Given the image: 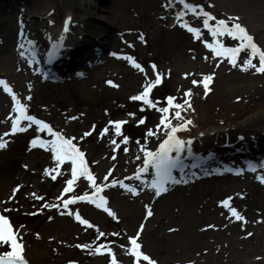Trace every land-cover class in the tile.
I'll use <instances>...</instances> for the list:
<instances>
[{
    "label": "rangeland",
    "instance_id": "rangeland-1",
    "mask_svg": "<svg viewBox=\"0 0 264 264\" xmlns=\"http://www.w3.org/2000/svg\"><path fill=\"white\" fill-rule=\"evenodd\" d=\"M139 1L145 4L144 9L148 14L154 13L157 18H165L166 33L163 37L177 47L175 52L166 53V56L161 54L165 60L160 59V55L155 58L157 54L147 51L139 43L134 44L135 48L128 47L127 56H132L141 64L150 79L155 78L150 67L152 64L157 66L162 75V83L153 89L151 98L160 101V106H166L167 96L176 97L177 103H183V93L189 89L192 91L191 108L182 113L192 124L187 131L178 134L183 140H192L191 155L186 148L181 153L183 171H173L176 179L183 177L186 182L169 184L166 186L167 192L155 197L154 192L139 181L125 179L133 176L136 168L142 166V160L136 159L143 155L139 151L140 144L145 143L146 130L159 123L160 114L146 106L145 111H139L141 103L130 101L129 97L136 94L130 90V82L116 74V66L109 64L110 67L103 73L95 67L75 68V77L80 72L78 77L58 82V92H55V87L48 89L51 95L48 102H52L50 106L33 98L30 89L24 91L23 88L16 87L21 102L27 105L28 114H35V117L49 122L54 130L61 131L66 137H75L73 142L85 153L98 184L103 182V177L112 169L108 182L121 180L138 191L137 196H132L119 186L104 190L102 195L108 200V207L116 213V220L86 202L69 205V211L78 212L82 218L96 226L86 229L75 221L74 216L61 215L62 207L59 211L56 208L40 207L43 203L60 204L57 197L65 180L69 178L70 165L65 163L61 166L64 175L58 176L55 181L50 176L43 175L45 168L54 165L49 152L41 148L30 149V141L37 135L34 125L26 132L6 137L8 143L4 149H0V214L8 216L14 229L18 230L28 264H109L110 257L106 253L89 254L87 250L75 247L76 244L96 246L100 243L109 244L119 264H131L132 258L125 255L120 246H128V237L135 235L141 223L144 224V230L138 242L142 245V251L157 261V264H213L212 261H215L222 250L232 251L227 243L231 238L242 242L243 248L247 250L251 245L245 239L248 232L264 239V185L255 178L257 175H264V168L260 167L264 164V74L256 73L254 69L244 72L239 67H232L226 60L212 59L211 53L204 47V42L210 43L211 37L203 29L200 19L191 14L185 17L190 25L201 28L200 40H194L190 33L174 22L179 5L174 4L168 9L162 7L167 0H156V7L148 5L144 0ZM242 1L188 0L220 19L238 16L239 23L264 50V3L257 0L254 5L248 6ZM118 2L119 0H108L102 4L108 9L106 16L114 10L126 12L127 5L133 6V0ZM47 9L50 12L46 15V20L52 21L49 27L55 25L54 21L59 24L67 12L66 0H50L49 7L40 12L45 14ZM49 27L42 29L48 32ZM57 27L58 25L53 33H56ZM222 39L226 46H234L236 43L228 38ZM96 41L103 48L101 59L106 64L111 61L120 63L117 65L120 67L125 60L112 55H118L120 46L113 41L110 47H106L99 40ZM41 42L43 41H39ZM1 46L3 43L0 50ZM97 48L90 47L92 56L98 54ZM48 51L49 47L44 45V51L37 53L38 62L34 64L43 74V79L50 73L43 66ZM194 54L197 67L186 77L189 69L186 65L190 64L189 58ZM245 58L246 54L241 53L238 64H242ZM253 62L258 64V60ZM182 72L184 75L181 77ZM12 73L18 75L10 63L0 64V79L12 82L13 78L17 82V77H11ZM203 75H213L207 96L204 95L202 83L196 86L192 84V80L202 81ZM48 78L52 80L51 77ZM108 81L118 87H111ZM77 82L82 84L79 91L73 87ZM141 82L144 84V78ZM27 96H31V100L25 99ZM129 112H135L136 116L130 117ZM10 113L11 98L0 93V134L10 130V121L6 119ZM73 116L77 119H70ZM140 118H145L146 123L138 125ZM109 120L128 121L122 126V133L129 137V143L121 144L115 153L112 151L114 146L110 143V139L114 137V129L108 125ZM173 123L176 121L173 120ZM105 126L109 127V133L101 137L100 131ZM213 129L221 131L206 134ZM86 131H92V134L81 138ZM39 135L43 139L47 137L45 133ZM163 138L162 135L159 139L155 136L149 138L146 142L148 149L154 151ZM116 139L119 143L122 137ZM124 147L129 149L127 153L123 151ZM113 155L116 156L115 160L112 159ZM249 165L257 166L256 171H249ZM236 172L240 174L237 175ZM143 179L150 181L151 175H146ZM18 186L16 196L10 199L12 190ZM86 191L91 192L87 188V181L81 178L74 192L65 194L64 198L73 194L82 195ZM31 193L43 196L44 200H34ZM228 196L233 198L231 206L246 218V224L230 218L228 211L220 206V201ZM145 205L153 212L147 220L144 219ZM4 208L12 211L4 213ZM32 212L39 214L30 215ZM49 217L52 219L49 220ZM21 225L24 227L21 228ZM208 225L215 227L208 228ZM96 228L106 234L98 241L95 239ZM109 233L119 235L112 236ZM238 245L233 244L234 247Z\"/></svg>",
    "mask_w": 264,
    "mask_h": 264
},
{
    "label": "snow or ice",
    "instance_id": "snow-or-ice-1",
    "mask_svg": "<svg viewBox=\"0 0 264 264\" xmlns=\"http://www.w3.org/2000/svg\"><path fill=\"white\" fill-rule=\"evenodd\" d=\"M179 5V9L175 11L174 22L181 28L186 30L191 34L194 40H200L202 33L200 27H194L189 24L185 19L186 16L191 14L192 17L200 19L202 21V27L206 30L207 34L211 37V42H204V47L208 49L211 53L212 59L220 58L221 60H226L228 64L232 67H239L241 71H248L249 69H254L256 73L264 74V50H262L254 41V37L250 35L247 29L239 23L238 16H229L227 19H220L206 11L203 7L196 5L194 3L188 2V0H167L166 5L162 7H167L171 9L173 5ZM213 7V5H209ZM163 19V17H161ZM71 18L65 19L63 23V31L60 35L57 42L53 43L51 49L48 52V59L51 60L53 56L57 54L59 49L63 46L64 35L69 31ZM51 24L52 21H49ZM23 26L21 25V28ZM18 36L21 40L17 45L19 55L22 59H25L28 66L32 67L38 61L36 59L35 45L32 40L26 39L24 33L21 30L18 33ZM228 38L231 41L236 42L234 46H226L224 39ZM138 39L143 43L144 36L141 34ZM27 45V47H25ZM128 47H133L132 44H128ZM241 53L246 54V58L243 60L242 64H238V58ZM116 56L117 59H123L127 61L132 68L137 69L139 72L144 74V84L142 86V91L136 95L129 97L130 101L140 102L141 107L139 108L140 112L145 111L146 106L148 109H154L157 113L160 114L159 123L155 125L154 128H149L145 132L144 144H140L139 151L143 154L137 156V160H142V166H138L135 170V173L131 177H125L126 180H136L139 181L142 185H145L147 188L154 192L155 197H160L163 193L168 191L166 187L169 184H179L185 183L183 177L176 179L173 176V171L179 169L183 171L182 157L181 153L187 148L189 155H191L190 145L192 140H183L179 138V133L187 131L188 126L192 124L191 120L185 118L182 115L183 112H186L191 108L190 99L192 96L191 89L183 93L184 100L183 103H177L176 97L167 96L166 97V106H160V101H154L151 98V93L154 88L159 86L162 83V75L157 70L155 64L150 65L154 79L148 77V73L141 64L137 63L132 56H118L116 53H112ZM208 59V57H205ZM254 60H258V64L254 63ZM219 67V64L216 65ZM19 71V69H17ZM35 71L39 72V69ZM189 74H186V77ZM213 81V75H203L202 81L192 80L194 86L202 83L204 89V95L207 96L210 91L209 84ZM111 87H118L112 81L107 82ZM31 85H29V89ZM0 89L11 98V114L6 118L10 121V130L5 131L3 134H0V149H4L8 143L5 139L8 136H14L17 133L26 132L28 128L35 126V131L37 135L30 141L31 148H41L45 152H49L51 155V160L53 162V167L45 168L43 170V175L49 177L55 181L58 176L64 175L61 171V166L65 163L70 165V175L64 182V187L60 192L57 200L60 201V204H41V208L52 209L56 208L58 211L60 208H63L61 215L67 214L69 216H74L76 222L86 229H92L94 226L87 219L82 218V216L77 212L73 213L69 211V205L76 204L77 202H86L88 204L94 205L95 208L102 210L113 220L117 219L116 213L108 207V200L105 196L102 195L104 190L109 187L119 186L121 189H124L127 193H130L132 196H137V188L125 184L121 180H111L109 177L112 175V169L108 170V173L103 177V182L97 183L96 176L90 170L88 161L86 160L85 153L80 150V148L73 142L75 137H66L61 131L54 130L48 123L44 122L41 119L36 118L33 115L28 114L27 105L21 102L17 97L13 88L9 83L0 79ZM31 96L25 97L27 100H31ZM175 111H172V110ZM14 114V115H13ZM130 117H135V112H129ZM70 119L75 120L77 117L73 116ZM173 120L176 123H173ZM26 122V124L24 123ZM128 123L127 120H109L108 125L114 129V137L110 139V143L114 146L112 151L115 153L117 149L120 148L121 144L127 145L129 143V137L123 135L122 126ZM146 123L145 118H140L137 121L138 125H143ZM95 126H93V131ZM39 133H45L50 139H43ZM109 133V127L105 126L100 131V136L103 137ZM92 131H86L83 133V137L90 136ZM162 135L164 138L160 140L156 149L149 150L147 147V140L151 137H157ZM116 137H122V139L117 142ZM123 151L127 153L129 149L124 147ZM112 159L115 160L116 156L113 155ZM261 168H264V164L260 165ZM257 166L249 165V171H256ZM55 173V174H53ZM151 175V180L147 181L143 179L146 175ZM239 175V172H236ZM83 178L87 181V188L91 192H85L82 195H71L68 198H64L65 194L73 193L77 182ZM256 180L264 185V175H257ZM107 182V183H106ZM143 190V189H141ZM19 191V186L12 190L10 199L16 196ZM31 197L34 200L43 201L44 197L36 193H31ZM240 196V194H237ZM243 198V196H240ZM232 197L228 196L227 198L220 201V206L228 211L229 217L234 218L235 221L242 222L246 224V218L235 208L231 206ZM146 215L144 219L147 220L153 215L151 208L148 205H145ZM12 211V209L4 208L3 212L7 213ZM38 212H32L30 215H38ZM52 217H49L51 220ZM261 221H257L260 223ZM21 228L24 225L20 226ZM208 228H214V225H208ZM144 230V224L139 225V229L136 231L134 236H130L127 239V245H121L120 247L124 250L125 255H128L132 258L131 264H157V261L152 259L150 256L145 254L142 251V245L138 242L141 236V233ZM206 229H202L204 231ZM169 231H175V229H169ZM96 240H100L101 237H105L106 234L103 231H100L96 228ZM108 235L118 236L119 233H109ZM253 233L248 232L247 237H251ZM245 237V238H247ZM38 238V237H37ZM76 248L81 250H87L89 254L104 255L107 254L110 257L109 264H119L115 253L109 244L100 243L96 246L93 244H76ZM25 249L22 242V238L19 235L18 230L14 229V226L10 222L8 216L0 214V264H28V261L25 258ZM259 259V257L257 258Z\"/></svg>",
    "mask_w": 264,
    "mask_h": 264
},
{
    "label": "bare ground",
    "instance_id": "bare-ground-1",
    "mask_svg": "<svg viewBox=\"0 0 264 264\" xmlns=\"http://www.w3.org/2000/svg\"><path fill=\"white\" fill-rule=\"evenodd\" d=\"M106 1L108 2V0H66V15L59 24L54 21L55 25L49 27L50 24L46 20V15H49L50 9H47L45 14L40 11L45 7H49L50 0H0V45L3 43L0 50L2 56L0 64L10 63L15 69V73L18 74H11V77H17V82H14L13 78L12 82L11 80L3 79L13 88L19 99L20 97L17 94L19 92L16 87L18 89L21 87L24 91H27L29 90V85H31L32 97L50 106L49 104L52 102H48L51 99L48 89L55 87V92H58L59 88L57 86L60 84L58 82H63L65 78L72 80L78 77L80 72L76 73L75 77V68L81 66L95 67L97 71L103 73L110 67L109 64L117 67L115 68L117 75L130 82L129 88L132 93L138 94L140 92L143 85L141 81L143 78L145 79L144 74L132 68L127 61H123L120 67L117 66L120 63H113L112 61L106 64L101 59L103 48L98 46L96 40H99L100 44L106 47H110L114 41L120 46L121 53L119 52L118 56L128 54V44H132L133 48H135L134 44L139 43L147 51L157 54L155 58L160 55V59L164 60L165 58L162 55L166 56V53L175 52L177 47L163 37L166 33L165 18H157L154 13L148 14L144 9L145 4L143 2L133 0V6L128 7L129 5H127L126 12L120 13L121 11L117 12L114 10L106 16L105 13L108 12V9L102 5ZM121 1L123 0H119L118 4ZM144 1L150 6L156 7L157 5L156 0ZM262 1L264 3V0ZM242 2L252 6L257 0H243ZM262 13L264 14V8ZM69 17L71 18L69 31L63 33V46L59 49L52 62L48 61V56L44 60L43 66L47 67L50 73L45 75L46 78L43 79V74L35 71L37 67L34 65L29 67L26 60L20 57L17 45L21 40L18 33L22 30L24 37L34 42L37 54L39 51H44V45L51 49L52 44L58 41L63 31V23ZM21 25L23 26L22 28ZM40 25L45 28L49 27V31L46 32ZM56 25H58L56 33H53ZM141 34L144 36L143 43L138 39ZM89 38H91L90 41ZM129 38H132V40ZM39 41L43 42L39 43ZM90 47H98V54L92 56L89 50ZM195 58L196 54L189 58L190 64L186 65L187 68L189 67L186 74H191L196 69ZM36 59L38 60V54ZM44 67H42V72ZM183 75V72L180 73L181 77ZM48 77H51L52 80ZM50 81H55V83L51 84ZM81 85V83L77 82L73 87L76 91H79L82 88ZM0 93L7 96L2 89H0ZM31 115L36 116L35 114ZM47 123L49 124V122ZM220 131L213 129L206 132V134H216ZM46 139H49V137L47 136ZM19 180L21 179L19 178ZM247 239L251 242L248 250L244 249L242 242L237 239H229L227 243L229 247H232V251L222 250L215 261H212L213 264H264L263 237L253 234ZM233 244L239 245L234 247ZM258 257L259 259H257Z\"/></svg>",
    "mask_w": 264,
    "mask_h": 264
}]
</instances>
